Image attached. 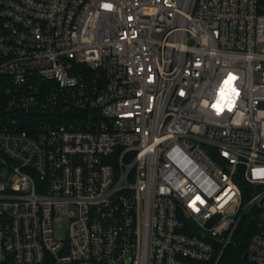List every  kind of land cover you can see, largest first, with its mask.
I'll use <instances>...</instances> for the list:
<instances>
[{
  "label": "built area",
  "instance_id": "1",
  "mask_svg": "<svg viewBox=\"0 0 264 264\" xmlns=\"http://www.w3.org/2000/svg\"><path fill=\"white\" fill-rule=\"evenodd\" d=\"M245 217L264 264V0H0V264H216Z\"/></svg>",
  "mask_w": 264,
  "mask_h": 264
},
{
  "label": "trees",
  "instance_id": "2",
  "mask_svg": "<svg viewBox=\"0 0 264 264\" xmlns=\"http://www.w3.org/2000/svg\"><path fill=\"white\" fill-rule=\"evenodd\" d=\"M253 230L254 223L248 217H245L240 223L232 242L223 250L216 264H249L246 260V247Z\"/></svg>",
  "mask_w": 264,
  "mask_h": 264
},
{
  "label": "water",
  "instance_id": "3",
  "mask_svg": "<svg viewBox=\"0 0 264 264\" xmlns=\"http://www.w3.org/2000/svg\"><path fill=\"white\" fill-rule=\"evenodd\" d=\"M5 176H6V175H5ZM5 176H4V177H5Z\"/></svg>",
  "mask_w": 264,
  "mask_h": 264
}]
</instances>
